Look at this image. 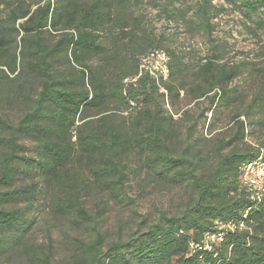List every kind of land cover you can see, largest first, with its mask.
Segmentation results:
<instances>
[{"label": "trees", "instance_id": "1", "mask_svg": "<svg viewBox=\"0 0 264 264\" xmlns=\"http://www.w3.org/2000/svg\"><path fill=\"white\" fill-rule=\"evenodd\" d=\"M257 3L264 8V0ZM72 6V0H67L66 8L59 12L52 0H41L34 9L30 7L20 15L11 11L12 25L0 37V50L8 55L0 60V95L6 85L16 87L17 96L24 93L31 105L17 123L0 117V257L17 252L22 238L19 233L30 231L27 216L40 194L39 184L31 177L33 172L60 184L70 165L79 160L94 167L96 183L116 195L128 181L124 159L138 153L145 158L147 168L161 179L192 185L196 199L182 216L162 215L146 233L127 242L112 243L105 251V236L96 229L95 218L83 205L79 192L61 188V196L53 206L55 215L73 219L75 224L93 225L95 231L93 241L76 239L73 243V264H170L174 260L176 264H264V200L251 202L240 184L241 166L264 150L244 143L249 134L245 116L251 115L256 101L249 105L244 117L234 118L235 133L228 141L220 142L218 161L206 177L191 147L177 155L171 142L170 127L178 121L164 109L165 95L159 89L178 73L175 53L166 52V80L146 72L132 83L143 60L137 57L133 42L143 36L151 38L148 30L141 28V35L137 33L141 19H133L130 25L118 17V31L113 26L106 30V19L111 21L109 11L103 9H108L107 2L97 0L81 12L70 11ZM246 6L255 9L254 5ZM202 11L207 12L206 8ZM20 20L24 22L18 24ZM62 22H66V31L54 45H46L43 35L59 32ZM101 26L110 38L109 49L100 43ZM13 33L19 37L18 43L13 42ZM149 45L146 57L159 50L155 43ZM124 52L127 54L122 55ZM94 56L107 63L94 66ZM112 63L113 71L107 74L110 67L105 64ZM201 72L212 83V89L222 88L209 98L204 96L210 109L203 111L202 117L209 113L212 118L226 98L224 87L236 78L237 72L218 67L211 59ZM173 91L171 87L166 89L169 97ZM140 99L143 107L128 116L121 114L132 110ZM83 112L96 113L99 127H94L96 122L88 118L77 126ZM195 126L187 130L190 137ZM27 142L34 145L35 158L27 154ZM226 148L231 149L224 152ZM217 221L244 222L247 230L230 233L222 243L207 250L205 238L216 232ZM18 253L19 258H28L33 264H53L55 260L53 251L42 247Z\"/></svg>", "mask_w": 264, "mask_h": 264}, {"label": "rangeland", "instance_id": "2", "mask_svg": "<svg viewBox=\"0 0 264 264\" xmlns=\"http://www.w3.org/2000/svg\"><path fill=\"white\" fill-rule=\"evenodd\" d=\"M52 1L59 12L66 8L67 0ZM96 1L72 0L70 11L86 10ZM101 1L109 5L108 9L103 7L105 11H109L111 19L110 22L106 19V30L113 26L118 31V17L119 20L129 21L130 25L133 19H141L137 33L141 35V28L148 30L151 38L143 36L133 42L140 61L150 51V43H155L157 49L165 53H175L177 57L178 73L159 89V93L165 95L164 109L178 121L170 127L173 135L171 142L177 155L191 147L190 152L197 159L196 162L202 164V172L207 177L218 161L220 142L228 141L235 133L234 118L244 117L254 101L256 105L253 112L250 116H245L249 134L244 143L264 147V8L257 0H243L238 4L225 0ZM40 2L41 0H0V37L12 25L9 19L11 11L20 15L30 7L34 9ZM245 4L254 5L255 9L250 10ZM202 8H206V14ZM23 22L24 20H20L18 24ZM59 25V32H46L43 35L46 45H54L59 41L61 33L66 31V22ZM99 29L102 35L100 43L109 49L111 42L107 31L102 30V26ZM22 35L21 32L19 36ZM12 40L18 43L16 33L12 34ZM13 52L12 49L11 53ZM16 52L18 53V45ZM7 57L0 50V60ZM210 59L218 67L237 72L236 78L224 87L226 98L218 104L212 118L209 113L202 117V112L210 109L208 99L204 96L207 94L209 98L215 90L222 91V88L212 89V83L201 72ZM100 60L102 59L94 56L91 64L101 67L107 63ZM144 64L149 68L156 66L152 60ZM105 66L110 67L107 74H111L114 63ZM167 87L174 88L172 97L168 96ZM15 88L7 85L3 87L0 117L17 123L31 105L24 93L17 96ZM157 99L162 100L159 95ZM143 106V99H140L138 105H132V110L121 114L128 116L131 111ZM87 118L96 122L98 116L94 112H83L76 125L82 124ZM193 124L196 126L190 137L187 130ZM94 127H99V124L96 122ZM230 149L226 148L224 152H229ZM26 152L35 158L32 143H26ZM124 164L128 167V181L123 191L116 195L96 183L92 172L94 167L79 160L70 165L60 184L50 183L40 172H33L31 177L39 184L40 194L27 216L30 231L26 234L22 231L19 233L22 238L15 249L17 252L0 257V264H33L28 258H19L18 251L34 247L52 250L55 257L53 264H73V243L76 239L93 241V225L75 224L73 219L70 221L55 215L53 206L61 196V188H74L79 192L83 205L95 218L96 229L105 236V251L112 243L127 242L134 236L146 233L158 223L162 215L182 216L196 199L192 185H177L168 179H161L147 168L145 158L138 153L130 154L124 159ZM26 180L27 183L30 182V179ZM170 264H176L175 260Z\"/></svg>", "mask_w": 264, "mask_h": 264}, {"label": "built area", "instance_id": "3", "mask_svg": "<svg viewBox=\"0 0 264 264\" xmlns=\"http://www.w3.org/2000/svg\"><path fill=\"white\" fill-rule=\"evenodd\" d=\"M148 60H152L156 66L154 68L146 67L144 62ZM168 62V55L164 51H153L144 58L140 65L139 74L130 82L135 83L146 72L155 79L163 78L166 80L169 76ZM240 184L246 190L251 202L261 203L264 200V150L260 151L258 157L241 166ZM241 230H247L244 222L237 224L217 221L216 232L207 235L205 238V249L211 250L213 244H220L228 234Z\"/></svg>", "mask_w": 264, "mask_h": 264}]
</instances>
